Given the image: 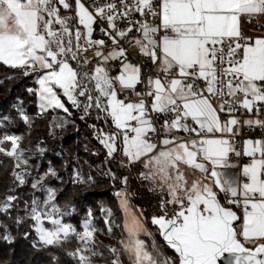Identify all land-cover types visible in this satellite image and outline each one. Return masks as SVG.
<instances>
[{
    "label": "snow or ice",
    "instance_id": "6c2138e0",
    "mask_svg": "<svg viewBox=\"0 0 264 264\" xmlns=\"http://www.w3.org/2000/svg\"><path fill=\"white\" fill-rule=\"evenodd\" d=\"M61 7L73 9V3L0 0V62L22 69L25 76L41 72L37 82L42 111H69L56 91L59 89L85 114L92 108L103 112L117 130H98L97 138L107 149V156L117 152V140L122 137V154L128 163L146 158L144 167L149 171L141 174L143 179H159L161 190L167 188L169 198L161 200L162 214L154 216L152 223L174 250L175 258L162 257L158 251L154 256L147 250L139 239V233L145 231L143 225L130 213L127 201L121 200L130 217L124 225L128 238L121 244L132 264H217L225 253L229 254L227 264H264V243H257L264 240V140L245 141L243 155L251 158L250 163L240 173L228 174L227 170L235 167L229 162L230 154L240 156L241 152L225 135H238L240 121L234 116L221 121L219 115L241 108L248 112L255 109L259 114L264 109V36L246 37L240 27L242 16L264 14V0H106L102 4L74 0V17H62ZM134 13L144 19L133 20ZM148 16L159 23H149ZM98 20L106 22L107 28L100 31L113 45L119 46L134 29L140 33V38L130 43L153 64L158 63L164 74L163 78L147 79L146 93L136 91V85L143 82L142 70L126 62L123 47L107 55L99 50L106 41L92 38ZM72 21L75 25H71ZM119 21L128 26L120 28ZM89 49H96L94 55L101 62L91 73L78 71L70 61L79 65L81 54ZM121 58L119 74L110 76L103 65ZM83 63L89 61L84 59ZM125 90L141 98L138 102L119 99L118 91ZM143 96L152 97L151 112L166 117L162 126L165 137L160 141L163 147L150 135L157 129ZM80 97L85 98L83 103ZM214 100L219 101L218 108ZM243 123L264 128V120L260 119ZM173 130L190 137L194 133L195 137L186 141L176 136L169 138ZM19 140L17 136L0 139V145L11 142V149L0 147V153L13 157L17 168L28 163L22 158ZM181 165L198 170L201 177L188 186ZM50 174L56 175L54 171ZM13 175L24 183L22 174ZM76 182H84L79 173ZM123 182L127 183V178ZM35 187L37 184H33ZM214 188L234 207L222 205ZM55 198V192L49 190L43 204L32 201L29 217L35 222L39 242L58 246L75 236L82 247L68 255L78 264H92L91 257L101 254L94 250L96 228L91 220L84 221L82 232L62 223L56 216L64 213L53 203ZM15 199L8 196L0 203V211H8ZM169 205L178 207L169 214ZM45 220L51 228L45 226ZM111 231L109 223L108 232ZM108 251L114 257L111 264H121L119 250L113 247Z\"/></svg>",
    "mask_w": 264,
    "mask_h": 264
},
{
    "label": "trees",
    "instance_id": "16d2710c",
    "mask_svg": "<svg viewBox=\"0 0 264 264\" xmlns=\"http://www.w3.org/2000/svg\"><path fill=\"white\" fill-rule=\"evenodd\" d=\"M33 77L25 76L20 68H11L0 62V117L11 120L6 121L3 128L0 127V137L5 133L19 136L20 146L29 155L38 154L40 146L46 149L43 156L32 158L31 163L38 167L37 174L48 171L51 166L58 172L60 180L52 183L59 192L57 202L63 209H74L67 221L77 231L82 230V221L89 211L93 216L100 217V202H106L117 223L113 234L121 236L124 232V217L112 194L124 187L123 181L128 177V168L119 164L120 158L116 155L109 162H104L106 150L94 135L104 126L96 124L93 119L81 120L80 115L73 112V124L61 131L59 138L53 137L50 133V116H33L36 115L37 104L36 94L29 91L36 88ZM18 100L28 114L33 116L31 125L18 118L13 107ZM65 104L70 107L69 103ZM108 124L111 127L109 120ZM6 146L10 144L7 143ZM75 168L81 171L85 178L84 183L77 184L72 179ZM107 168L115 173V178L103 174ZM14 171L13 157L0 153V203L8 196L16 198L8 211L0 213V264H77L68 255L78 246L73 236L59 246L45 247L35 244L37 239L32 228L33 221L28 217L34 196V176L32 174L20 185L14 178ZM129 191L133 202L142 209L147 225L154 231L152 217L157 215L153 212L160 208V199L149 192V182L140 177L137 168L129 177ZM97 223L106 231L104 221L99 218ZM165 250L173 255L167 247Z\"/></svg>",
    "mask_w": 264,
    "mask_h": 264
},
{
    "label": "rangeland",
    "instance_id": "374dc122",
    "mask_svg": "<svg viewBox=\"0 0 264 264\" xmlns=\"http://www.w3.org/2000/svg\"><path fill=\"white\" fill-rule=\"evenodd\" d=\"M264 17V14H256L254 17H248V16H242L241 17V23H240V27H245V25L247 26V24L253 20H261ZM82 27V26H81ZM241 28V29H242ZM30 75H33L34 77V83L36 84V88L35 89H31L32 91H30L31 93H35L37 96V104H36V115L34 114L33 116L36 117H45V116H50L51 121H50V133L53 137H60L61 135V131L65 130L69 125L73 124V116L74 113L76 112L78 115H80V119L81 120H86V119H93L94 122L96 124H100L104 126V132L105 133H111L112 128L109 126L108 124V119L104 120L101 118V112H99L97 109L92 108L89 110L88 114H85L83 111V108H76L74 107L71 102H69L67 100V97H64L62 95L61 90L56 89V91L58 92V94L60 95L61 101L65 104V103H69L70 107H67L65 104V107H67L69 109V111L66 113L64 112L62 109H47V110H43V113L40 114L39 110H41L40 108V98H39V84H38V78L41 75V72H35V73H31ZM28 76V75H27ZM63 97V98H62ZM81 100V102L83 103L85 98L80 97L79 98ZM14 109L17 111V115L18 118L23 121L25 124L27 125H31L32 120H33V116L29 115L27 110L23 107L22 102L20 100L16 101L13 104ZM42 111V110H41ZM35 118V117H34ZM6 121H11L8 117H0V127L3 128L5 126V122ZM94 127V125H93ZM107 129V130H106ZM96 133H98V131H96L94 133V135H97ZM5 136H16V135H10V134H4L3 136L0 137V139H3ZM19 137V136H17ZM118 141L117 140V145H118ZM20 142H21V138L19 140V149L23 152V159L27 160V164H21V166L19 168L16 167V160L15 161V171L14 172H18L20 174L23 175L24 178V183L26 182L27 178L29 176H31L33 174V184H37V187L34 188V196H33V200H37L39 202H41V204H43V202L45 200H47L48 195H49V190H52L53 192H55L56 194V198L53 201V203L56 205V207H58L60 209V211L62 213H64L62 216L61 215H57L56 218L60 219L62 223H67L72 225L71 223H69L67 220L72 216L74 209L73 208H61L58 205L57 202V197H58V189L52 184L53 181H57L60 180L59 176H58V172L54 169L53 166H51L48 171L42 173V174H37V170L38 167L34 166L31 163V159L35 158L37 156H43L46 153V149L43 147H39L38 148V154H34V155H29L27 153V151L22 148L20 146ZM9 143L10 146H6V144ZM0 147L5 148L6 150H10L11 149V142L10 141H5L2 145H0ZM120 148V146L118 147V149ZM41 149L43 151H41ZM106 150V149H105ZM116 156H119L120 159H118L119 164L123 167V168H128L129 174L127 177V183H124V187L121 188L118 191H114L113 192V196L116 198L122 213H123V217H124V223H123V227L125 225V221L127 219H129L130 217L126 216L124 209L121 206V200H126L130 209V213L132 215H134L136 218L139 219V221L142 224L143 221V211L142 209L137 206L132 199V194L129 191V177L132 173V171L137 168L138 172L140 173V177L143 179L142 177V173H147L149 171V169L145 168L144 165H138V164H129L128 160L126 157L123 156V154L121 152H116L112 157H108L107 156V151H106V156L103 158L104 162L107 163L109 162L111 159H114ZM54 171L56 173V175H51L50 173ZM77 173H79V175L83 178V181L85 182V178L82 175L81 171H79L78 169H74V174L72 179L75 180L76 182V175ZM104 175L109 176L110 178L113 179V177H115V173L107 168L104 172ZM145 180V179H144ZM17 181V180H16ZM149 192L152 194H156L159 199L160 202L161 200H167L168 197V193H167V188H164L163 190H161L160 184L158 183L159 179H157L156 181H149ZM39 182V183H38ZM84 182H76L77 184L80 183H84ZM206 182V181H205ZM18 184L23 185L21 183H19L17 181ZM31 207V206H30ZM100 207H101V216L100 217H96L93 216L91 211H89V213L84 217L83 221H82V230L78 231V232H82L83 231V223L85 220H91L92 225L96 228V232L94 234V239L96 242V247L94 250L100 252V255L97 256H93L91 257L92 259V264H111V260L114 258L113 255L108 251L110 248H117L119 250L120 253V261L121 264H132V261L129 259V254L127 252L124 251L123 246L121 244V241H126L128 238V233L125 231L124 228V232L123 234H121V236H117L116 234H113L114 229L117 227V223L115 221V217L113 215V211L110 208V206L108 205V203L106 202H100ZM177 207H175L174 205H169L168 206V211L169 214L172 213L173 210H175ZM10 209V208H9ZM6 211H0V213H4ZM29 212H30V208H29ZM29 212H28V217H29ZM109 212L111 213V215L109 216ZM154 214L157 215H161V210L160 208L153 212ZM30 218V217H29ZM101 219L102 221H104V224L106 226V231L105 229H103V227L98 225V219ZM146 220V218H145ZM106 221H108V223H106ZM109 223L111 224V228L112 231L111 233L108 232V227H109ZM143 225V224H142ZM45 226L51 228L52 225L50 224L49 221L45 220ZM73 228L74 225H72ZM33 230L36 234V242L35 244L39 245V246H44L42 245L39 240H38V235L35 231V222L33 221ZM143 228L145 231H142L139 233V239L144 241V244L147 248V250L149 252H151L154 256L157 254V251L160 253V255L162 257H173L175 258V252L173 249H171L170 247H168L165 243V241L163 240V237L161 235L156 234L155 230L153 231L151 228H149V226L147 225V223L143 225ZM76 229V228H75ZM8 237V236H7ZM75 237V236H73ZM71 239V238H70ZM69 239V240H70ZM68 240V241H69ZM77 240V239H76ZM150 240V241H149ZM78 246L74 249L71 250L75 251L78 247H82L81 243L77 240ZM155 245V247H153ZM52 246H57V245H52ZM59 246V245H58ZM47 247V246H45ZM49 247V246H48ZM166 247L168 248V250H170L171 252H173V255L168 254V251L165 250ZM77 264L78 261L76 259H74Z\"/></svg>",
    "mask_w": 264,
    "mask_h": 264
},
{
    "label": "built area",
    "instance_id": "2783aa9c",
    "mask_svg": "<svg viewBox=\"0 0 264 264\" xmlns=\"http://www.w3.org/2000/svg\"><path fill=\"white\" fill-rule=\"evenodd\" d=\"M69 2L73 3V9L63 10L65 12H62V8H61L60 9V15L62 17L63 16L74 17V0H69ZM85 2L87 4H90V3H92V0H85ZM96 2L102 4V3H105L106 0H96ZM132 19L133 20H142L144 18L140 17L139 14L134 13L132 16ZM147 19H148L149 23H152V24L159 23V21L157 19H154L151 16H148ZM250 24H251L253 31L252 32L243 31L244 36L252 37V38L264 36V20L263 21L253 20V21H251ZM71 25H75V21H72ZM118 26L120 28H125L128 25L125 21H119ZM101 28H107V24H106V22L98 20L97 23L94 25L95 30L93 32V37H92L94 40L103 39L106 41L105 46H103L99 49L100 51H102L105 55H107L113 49H117L118 47H123L126 50V56H127L126 62L132 63L134 65H139L141 67V70H142L141 71V78H142L143 82L136 85V91L137 92L146 93L149 90L147 87V79L149 77L155 78L157 76H160L161 78H163L164 74L159 71L158 63L153 64L148 57L143 56L140 53L137 46H135L133 43H130L132 40H134L136 38H140L139 32H136L134 29L133 32L129 34L128 38L125 40H121L119 46H117V45H113L112 41L107 36H105L103 32L100 31ZM95 50L96 49H89L86 53H82L81 54V61H80L79 65L77 64L76 61H70V63L78 71L91 73L94 70V68L97 66V64H99L101 62V58L96 57L94 55ZM84 59H87L89 61V63L84 64L83 63ZM122 60H123V58H121L120 60H109L103 66L107 69V71L110 75H118L120 70H121V61ZM197 83L201 87L205 86V83L202 81H198ZM118 98L119 99L127 98V99H125V102H136L141 97L135 96L133 94L132 90H125L123 92L118 91ZM142 98L145 99L146 104L149 105V116L153 122V125L157 129L156 134H150V135H152L153 142H155L158 145H160L161 147H163L160 144V141L165 137L162 126L164 124V120L166 119V117L164 116V114H157V113H153L150 111V104H151L150 100L152 97L143 96ZM213 103L218 108L219 101L214 100ZM39 113L42 114L43 111L39 110ZM219 115H220L221 121H226L233 116L236 117L240 121V124L237 126L238 135H236L234 137L230 136V135H225V138L230 139L232 141V143L234 144L236 150L241 152L240 156L230 154L229 161L232 163L238 164L240 167H243L244 165L250 163V161H251L250 157L243 155V150L245 147V141H247L249 139H251V140H264V128H261V127L255 126V125H253L252 127H248L243 122L245 120H249V119H251V120H256V119L264 120V109H262L259 114H257L255 112V109L253 110V112H248L247 110L241 108L238 111L233 112L231 114H229L228 112L225 111V112L219 113ZM104 117H105V114L103 112H101V118L105 122ZM167 118L170 119L171 117H167ZM133 123H135V122H133ZM189 123H191L190 120H189ZM193 126H195V125H193ZM111 128H112L111 133L117 131L112 126H111ZM96 134L98 136V133H96ZM172 136L181 137L186 141L190 138H194L195 134L194 133L191 134V137H190V135L188 133H185L183 131L173 130V132L169 135V138H171ZM216 136L219 137L220 134L217 133ZM241 179H243V178L241 177ZM219 194H220L222 201L224 203H227V199H226L225 195L223 193H220V192H219Z\"/></svg>",
    "mask_w": 264,
    "mask_h": 264
},
{
    "label": "crops",
    "instance_id": "0c3cea01",
    "mask_svg": "<svg viewBox=\"0 0 264 264\" xmlns=\"http://www.w3.org/2000/svg\"><path fill=\"white\" fill-rule=\"evenodd\" d=\"M62 8V7H61ZM64 9L62 8V12H65V11H63ZM264 20V17L261 19V20H257V21H263ZM251 22H249L248 24H247V26L245 25V27H241L242 29V32L243 31H246V32H252L253 31V29H252V27H251V24H250ZM73 66V65H72ZM74 67V66H73ZM75 68V67H74ZM158 68H159V64H158ZM35 73V72H34ZM110 75V74H109ZM110 76H112V77H115L116 75H110ZM136 102H138V100L136 101ZM150 102H152V98H151V100H150ZM214 106H215V104H214ZM110 122H111V126L113 127V128H115V126H114V124L112 123V121H111V119L109 118L108 119ZM120 141H118V147L120 146V148L118 149L117 148V152L119 151V152H121L122 153V137L119 139ZM106 151H107V149H106ZM115 154V153H114ZM146 158H142L141 159V161H138V162H136L135 164H138V165H144V160H145ZM230 162V161H229ZM231 164H233L235 167H233V168H230V169H228L227 170V173L228 174H238V173H240L241 171H242V168L243 167H240L238 164H235V163H232V162H230ZM181 171L183 172V174H184V176H185V179H186V181H187V184H188V186H190L191 185V183H192V181L194 180V179H197V178H200L201 177V173L198 171V170H194V169H192V168H190V167H188V166H185V165H181ZM207 182V181H206ZM158 183L160 184V181H158ZM214 191H217V193H218V199L220 200V203L222 204V205H224L225 207H234V206H232V205H229L228 203H224L223 201H222V199H221V197H220V194H219V190L218 189H216V188H214ZM182 195V194H181ZM175 207H178V206H176V205H174ZM234 210H237L238 212H239V210L238 209H234ZM154 216H159V215H154ZM153 216V217H154ZM152 217V218H153ZM144 223L146 224V220H145V216H144V213H143V221H142V224L144 225ZM153 226L155 227V232H156V234H158V235H160V232H159V230H158V227L156 226V225H154L153 224ZM257 243H264V240H259V241H257ZM247 247H254L253 245H251V244H248V245H246Z\"/></svg>",
    "mask_w": 264,
    "mask_h": 264
},
{
    "label": "water",
    "instance_id": "95a60500",
    "mask_svg": "<svg viewBox=\"0 0 264 264\" xmlns=\"http://www.w3.org/2000/svg\"><path fill=\"white\" fill-rule=\"evenodd\" d=\"M229 259V254L225 253L223 257H221L217 264H227V261Z\"/></svg>",
    "mask_w": 264,
    "mask_h": 264
},
{
    "label": "bare ground",
    "instance_id": "6f19581e",
    "mask_svg": "<svg viewBox=\"0 0 264 264\" xmlns=\"http://www.w3.org/2000/svg\"><path fill=\"white\" fill-rule=\"evenodd\" d=\"M96 137H98V136L96 135Z\"/></svg>",
    "mask_w": 264,
    "mask_h": 264
}]
</instances>
